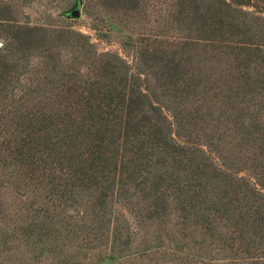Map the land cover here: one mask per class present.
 I'll list each match as a JSON object with an SVG mask.
<instances>
[{
	"label": "trees",
	"instance_id": "16d2710c",
	"mask_svg": "<svg viewBox=\"0 0 264 264\" xmlns=\"http://www.w3.org/2000/svg\"><path fill=\"white\" fill-rule=\"evenodd\" d=\"M119 1L133 11L140 7L139 14L144 11L145 15L140 3L153 0ZM81 2L73 1L77 7ZM183 2L184 8L192 5L186 28L190 29L188 21L194 18L200 26L197 35L188 32L180 37L181 50L165 45L153 51L149 48L152 35L132 30L125 44L135 49V65L119 54L95 51L98 62L87 74L72 73L67 66L58 70L52 64L50 72V67L46 74L38 71L44 74L28 84H22L21 77L37 66L26 52L34 43L33 33L52 30L63 36L73 31L66 24L24 26L9 16L8 5H1L0 27L8 41L0 46V169H12L6 181L17 189L27 191L38 185L37 190L45 189L41 206L31 208L50 219L59 218L60 224L56 234L43 224L30 226V237L46 243L63 232L87 252L105 245L109 249L102 252L99 264H207L193 250L181 254L179 246L160 244L153 254L154 258L157 253L166 256L160 262H146L145 251L125 253L119 248L125 231L130 234L144 218L161 217L173 207L182 218H195L211 230L215 221H230L232 243L225 240L233 254L227 261L264 264V236L259 233L264 227V168L259 162L264 153V122L251 109L254 95L264 91V44L247 25L237 27L233 15L228 13L230 20H225L228 11L249 6L264 14V6L258 0ZM70 11L63 10L58 16L70 18ZM112 19L98 15L94 30L106 35L104 28L112 27ZM77 35L84 38L78 40L81 49L93 52L89 37L80 31ZM216 46L237 54V64L226 77H215L210 67H202ZM15 50L21 55L16 57ZM155 57L156 63L163 64H152ZM211 58L220 63L219 56ZM52 59L48 60L55 62ZM157 65L160 68L154 75L158 83H152L145 67ZM56 74L58 79L53 78ZM221 82L226 89L215 94L223 97V107L231 105L234 111L225 110L218 119L233 121L236 135L245 142H260L246 166L227 164L214 153L215 147L207 150L187 130L201 111L198 107L188 112V103L198 93L206 100ZM54 83L62 84L63 89L48 90ZM52 200L55 210L60 208L55 214L49 205ZM117 201L128 206L133 220L114 208ZM134 221L136 226H132Z\"/></svg>",
	"mask_w": 264,
	"mask_h": 264
},
{
	"label": "rangeland",
	"instance_id": "374dc122",
	"mask_svg": "<svg viewBox=\"0 0 264 264\" xmlns=\"http://www.w3.org/2000/svg\"><path fill=\"white\" fill-rule=\"evenodd\" d=\"M73 1L0 0V7L1 5H8L11 11L8 13L9 16L24 26L44 24L49 28H56L61 24H66L73 31L63 36L57 32H52V30L46 33H33L35 35L34 43L26 52L28 58L35 64L37 63V66L32 67L29 74L21 77L22 84H28L30 80L35 79L37 76L48 73L46 72L48 67H50L48 70L50 72L51 67H53L52 64L59 66L58 70H62V67L66 68L67 66V69L72 73L78 71V75L80 73L87 74L88 68L98 62L99 56L95 51L119 54L126 63L135 65V49L125 44V40L132 35L130 34L132 30L151 34L150 39L152 42L149 44V48L153 51L165 45H172V50L174 47L181 50L180 42L182 38L180 37H185L188 32L197 35V28L200 26L194 18V21H188L190 29L186 28L184 22L191 15L192 5L184 8L183 0H153L149 4H145V1H143L140 4L141 9H146L145 15H143L144 11L139 14L140 7L139 10L133 11V9L124 6L119 0L115 3H110V0L103 2L100 0H82L78 6L81 12L80 18L59 17L58 14L61 11L72 10L77 7ZM258 1L261 6L262 4L264 6V0ZM228 13L234 16L237 27L247 25L246 29L255 34L257 39L264 44L263 13L257 12L255 7L249 6L242 11H228L225 20H230ZM101 14L113 18L112 27L109 29L108 27L104 28V34L106 32V35L94 30L95 20ZM2 29L0 27V46L8 41V35ZM79 31L89 37L88 41L92 43L91 49L93 52L88 51L89 53H86L83 51L84 49H81V42L79 43L78 40L82 41L84 38L77 35ZM213 54L220 57L219 64L211 58ZM14 55L16 57L20 56L21 52L15 50ZM197 55L196 52L193 53L195 60L199 57L198 51ZM208 56L209 59L202 62V67L205 70L210 67L215 77L218 75L228 76L230 69L237 64L235 59L237 54L225 46H216L215 51L210 52ZM49 57L51 59L55 58V62H50ZM156 61L155 57L152 64H158ZM20 63L23 62L20 61ZM161 64H163V61L158 65ZM158 65L156 67L152 66V68L145 67L152 83H158V79L154 75L160 68ZM58 77L59 74L53 76L55 79H58ZM225 87L226 85L221 82L213 90V94H208L206 100L203 98V93H198L195 99L192 98L191 103L187 105V111L191 112L198 107L201 108V111L197 115L199 117L197 122L189 125L187 130L196 138L201 139L204 143L203 147L207 150L208 146L213 149L215 147L214 153L223 156L227 164L242 167L250 164L251 158L259 150L260 142L258 140L250 143L245 142L243 137L239 134L236 135L233 121L229 120L228 117H221L222 120L218 119L223 111L227 110L230 114L234 111L231 105L223 107V97L215 94L220 89H226ZM48 88V90L55 91L63 89L62 84L58 83H54L53 86L49 85ZM225 92L227 94V91ZM261 92L254 95L256 98L251 109L263 123L264 91L261 90ZM259 162L264 168V153H262ZM11 171L12 169H0V264H99L98 260L101 259L102 252L109 249L105 245L87 252L82 248H78L76 239L71 241L66 238L63 232L62 234L59 233V237L56 239L54 237L47 239L46 243H42L34 236L30 237L28 235V228L30 226L35 227L37 224L46 225L50 231L56 234V229L60 227L59 218L50 219L42 213L35 212L31 206L33 204L38 205V203L41 206L47 191L45 189L37 190L39 185L31 187L27 191L17 189L15 184L10 185L6 181L9 179ZM244 172L242 171V174H245ZM7 184H9V187H7ZM130 190L132 193L136 192L132 187ZM139 196L138 194L135 198L137 199ZM55 204L53 200L49 203L54 214L60 210V208L57 209L58 211L55 210ZM126 207L128 206L122 201L114 203L116 210L124 211L129 219L133 220L132 212ZM70 212L73 211L70 209ZM180 214L179 210L171 207L161 217L152 220L144 218L139 227H132L131 235L125 231L124 237L119 242V248L125 253L145 251L146 262H157L158 260L164 261V258H166L162 253H157L156 257H153L154 251L157 247H160V244L175 248L179 246L182 247L181 254L193 250L194 254L200 256L198 260H204L203 263L231 264L227 261V258L233 254L229 244L232 243L233 233L231 231L234 228L231 227L230 221L226 219L215 221L211 225L213 227L211 230L210 226L196 222L195 218L187 220L182 218ZM132 226H136L135 221ZM259 233L264 236V227ZM260 235H257V239ZM41 247H49L51 251L46 250L43 252ZM116 248L119 249L118 246ZM163 253H165V249H163ZM119 263L110 262L109 264Z\"/></svg>",
	"mask_w": 264,
	"mask_h": 264
},
{
	"label": "water",
	"instance_id": "95a60500",
	"mask_svg": "<svg viewBox=\"0 0 264 264\" xmlns=\"http://www.w3.org/2000/svg\"><path fill=\"white\" fill-rule=\"evenodd\" d=\"M70 16L74 19L80 18L81 16L80 7L73 8L70 11Z\"/></svg>",
	"mask_w": 264,
	"mask_h": 264
}]
</instances>
